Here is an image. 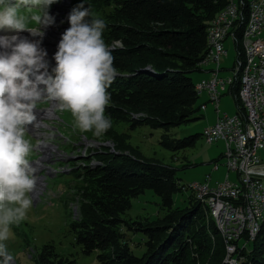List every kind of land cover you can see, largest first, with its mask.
<instances>
[{
	"label": "trees",
	"instance_id": "trees-1",
	"mask_svg": "<svg viewBox=\"0 0 264 264\" xmlns=\"http://www.w3.org/2000/svg\"><path fill=\"white\" fill-rule=\"evenodd\" d=\"M84 2L85 7L90 6L96 16L105 20V42L120 40L124 44L113 51L119 75L108 88L111 103L106 115L112 121H129L131 128L147 125L168 130L201 118L196 115L200 110L199 96L190 74L200 71L199 62L204 61L208 51V31L230 0ZM243 29L244 22L237 31L240 39ZM239 42L237 48L241 50ZM234 100L240 107L239 94ZM199 136L202 133L169 138L165 133L160 141L166 148L177 150L193 146ZM105 154L99 157L101 164H85L77 174L81 180L80 214L71 228L83 253L97 252L99 264H226L222 234L213 220H206L193 191L180 185L175 168L131 153L114 150L111 155ZM219 159L221 154L211 162ZM145 189L160 197L165 214L146 223L134 221L146 234L145 250L136 255L123 240L120 226L125 221L120 214L130 207L131 198ZM183 189L190 192L187 204L173 207L174 195ZM260 224L250 248L243 250L244 264H264V219ZM36 261L75 262L57 253L50 243L41 247Z\"/></svg>",
	"mask_w": 264,
	"mask_h": 264
},
{
	"label": "clouds",
	"instance_id": "clouds-1",
	"mask_svg": "<svg viewBox=\"0 0 264 264\" xmlns=\"http://www.w3.org/2000/svg\"><path fill=\"white\" fill-rule=\"evenodd\" d=\"M55 2L0 0V31L15 33L0 35V264H13L7 242L33 206L38 169L31 155L40 142H33L30 126L46 127L37 117L40 106L55 102L57 111L70 113L74 129L96 137L112 127L108 88L119 75L113 51L124 44L105 42L103 18L84 0L71 10L51 72L42 40L18 35L42 38L43 29L55 23L48 13Z\"/></svg>",
	"mask_w": 264,
	"mask_h": 264
},
{
	"label": "rangeland",
	"instance_id": "rangeland-1",
	"mask_svg": "<svg viewBox=\"0 0 264 264\" xmlns=\"http://www.w3.org/2000/svg\"><path fill=\"white\" fill-rule=\"evenodd\" d=\"M79 1L72 0V9L79 4ZM56 13L60 14L57 20V29L64 32L70 27L68 22L70 0L65 6H63L62 0L50 11L49 15L53 17ZM62 16L63 20H61ZM60 24L62 28H60ZM43 31L45 30L43 29ZM1 34L11 35V33L3 31H0ZM19 34H24V32ZM262 36L264 38V31ZM42 46L47 47L48 44L43 42ZM226 48L228 54L221 58L220 67L222 70L218 72V76L224 78L231 74L230 69L234 64L237 52L229 40L226 41ZM53 67L55 65L49 68L50 72ZM214 67V63L206 65V69H214ZM201 75L200 71L190 74L196 85ZM201 98L200 95L198 102ZM50 106L41 105L40 111L48 109ZM235 107V100L231 94L227 93L221 97L220 112L233 114ZM54 112L56 113L55 118L42 120L46 125L40 130L42 134L44 133L43 135H39L30 126V135L34 143L41 140L55 145L56 149H52L51 152L49 150L48 160L42 163L43 166L49 168L41 169L36 174H39L44 182H41L43 186H39V188L42 187L41 191L36 196L32 194L33 206L28 210L25 220L13 226V235L7 242L14 257L13 264H40L36 261L37 255L41 247L47 243L54 245L55 251L60 255L74 259V264H99L96 259L97 252L94 251L90 254L82 252L80 245L75 242L71 225L80 214L78 191L81 180L77 174L83 171L85 164L90 166L101 164L99 158L102 156L101 154L109 153L108 155H111L115 150L125 154L131 153L133 156L147 161L169 164L176 169L180 185H185L187 188L191 185V181H204L207 174H211V179L208 182L210 187L225 178L226 168L223 165V158L217 161L219 163L218 170H213V162H211L212 158L217 157L223 151L222 141L208 144L202 136H199L193 146L177 150L166 148L160 141L165 133L169 138H183L195 133H202L204 129L203 116L188 123L167 128L168 130L151 128L147 125L131 128L129 121H112L111 129L103 136L96 137L91 132L83 133L74 129V121L70 113L59 112L56 108H54ZM200 112L203 113L199 110L196 115H199ZM44 151L42 149V152H39L35 149L31 155L33 162L40 159ZM260 166L264 169L262 163ZM228 178L236 181V173L229 172ZM189 194L188 189L177 192L173 197V207L185 206ZM164 214L165 210L160 206V197L151 189H145L144 192L131 198L130 207L120 214L121 219L129 224L123 222L120 226L121 232L124 234L123 240L127 241L136 255H141L145 250L146 234L139 229V225L134 221L146 223ZM250 246V243H247L243 250L249 249Z\"/></svg>",
	"mask_w": 264,
	"mask_h": 264
},
{
	"label": "built area",
	"instance_id": "built-area-1",
	"mask_svg": "<svg viewBox=\"0 0 264 264\" xmlns=\"http://www.w3.org/2000/svg\"><path fill=\"white\" fill-rule=\"evenodd\" d=\"M254 4L255 27L246 36L242 45L248 49L252 68L246 74L242 88L233 87V75L238 65L236 59L231 74L219 77L221 58L228 54L226 41L235 47L236 27L243 18V5ZM264 0H235L232 12H226L218 26L212 29V48L206 52V61H200L202 68L214 63V69L207 70L208 76L197 81L200 95L205 92L208 101L215 108L214 122L204 126V141L214 144L223 142V165L225 178L215 186L204 181H191L197 187V199H208L214 208V215L220 227L228 229L229 255L227 264H243L246 260L242 250L252 239V230L264 209V172L256 174L255 163H262L264 157ZM226 92L237 99V94L245 95V107L236 106L233 114L220 112V98ZM206 105H200L205 109ZM219 167L213 162V170ZM229 172H235L237 180L228 178Z\"/></svg>",
	"mask_w": 264,
	"mask_h": 264
},
{
	"label": "bare ground",
	"instance_id": "bare-ground-1",
	"mask_svg": "<svg viewBox=\"0 0 264 264\" xmlns=\"http://www.w3.org/2000/svg\"><path fill=\"white\" fill-rule=\"evenodd\" d=\"M68 1L69 0H63V6H65L68 3ZM234 1L235 0H230V3L228 4V6L219 14L217 19L214 21L212 27L209 29V31H208V42H207L208 43L207 44L208 50H210L212 48V29L214 27L218 26L219 22L222 19H224L226 12H232L233 7H234ZM245 10H246V13H245ZM253 11H254V4L245 3L243 5V18L245 19V21H239L237 24V27H236L235 50L237 51L238 65L235 67V72L233 75V87H236L239 85V87L242 88L244 85V82H245L246 74L249 73L251 71V68H252V60L248 56V49H246V46H244L242 44L246 43V36L249 33H251L255 27V16H254ZM245 14H246V16H245ZM59 15H60L59 13H56L53 15V17L55 19V23L44 29L45 30L44 36L42 38L38 37V36L33 37L29 32H24V34H18L19 36L27 38L29 40H42V43L45 42V44H48L47 47H43V48L48 53L47 59L50 62V67L55 65V61L53 59V56L55 55V53L57 51V46L59 44L60 38H61L62 34L64 33V32H60V30L57 29V27H58L57 26V20L59 18ZM63 19L64 18L62 16L61 20H63ZM242 22H244V29H243V36L240 39L237 36V31H238V28ZM60 28H62L61 24H60ZM1 35H6V34H1ZM238 40H240L239 43H240V49L241 50H239L237 48ZM42 43H41V45H42ZM204 61H206V57H205ZM196 93L198 96H200L198 84L196 87ZM239 99H240V103H241L240 107H245V95L239 94ZM54 108H55V102H53L48 109L38 111L37 112L38 120L55 118L56 113L54 112ZM40 128H36L33 130L35 132H38L39 135H43L42 132H40ZM202 137L204 139V132H202ZM39 142L40 143L38 144V147L40 149H44L45 151L42 154L43 157L41 155L40 159H38L37 161L34 162V166L37 167L38 171L41 169L49 168L48 166H45V165L43 166L42 163L44 161L48 160L47 155H49L48 154L49 150L51 152L52 149H54V150L56 149L55 145H53V144H48V143L43 142L41 140ZM255 172H256V174H263L264 169L261 168L260 163H255ZM37 177H38V182H37L35 191L33 193L34 196H36L41 191L42 187L39 188V186H43V184L41 183V182H43L42 181L43 179L41 177H39V174L37 175ZM189 189H191V191H193L194 198L199 202L200 206L202 207L206 220H213L216 227L218 228V230L222 234V237L224 238V241L226 242V251H227L226 254L227 255H226L225 263L227 264L228 263V255H229L228 229H226V227H220V225L217 223L216 215H214V208L208 199H197V187L191 184V185H189ZM263 219H264V209L261 210V217L252 230V239L251 240H253L255 238V236L259 230V227L261 225L260 223ZM245 261L243 262V264L245 263Z\"/></svg>",
	"mask_w": 264,
	"mask_h": 264
},
{
	"label": "crops",
	"instance_id": "crops-1",
	"mask_svg": "<svg viewBox=\"0 0 264 264\" xmlns=\"http://www.w3.org/2000/svg\"><path fill=\"white\" fill-rule=\"evenodd\" d=\"M207 70H209V69H206V66H203V67L200 69V72H202V75H201V77H200L199 79L208 76ZM221 70H222V69H221ZM199 79H198V80H199ZM198 80H197V81H198ZM225 94H227V93H226V92H223L222 96L225 95ZM201 96H202V98H201L200 102H198V100H197V103H198L199 105H201V104H203V103L206 105L205 109H200L201 111H203V113L200 112V115H201V117H202V116L204 117V126H208L209 124H211L212 122H214L215 117H216V112H215V108H214L213 104H212L211 102L208 101L207 94H206L205 92H203V93L201 94ZM222 96H221V97H222ZM220 99H221V98H220ZM235 106H236V105H235ZM219 107H220V106H219ZM235 111H236V107H235ZM234 113H235V112H234ZM204 126H203V127H204ZM220 154H221V152L218 154V156H219ZM218 156H217V157H218ZM215 158H216V157H215ZM212 159H214V158H212ZM217 170H218V169H217Z\"/></svg>",
	"mask_w": 264,
	"mask_h": 264
}]
</instances>
